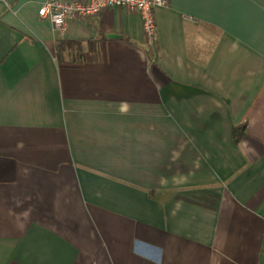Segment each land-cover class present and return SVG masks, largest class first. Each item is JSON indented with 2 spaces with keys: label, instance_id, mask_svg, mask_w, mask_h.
<instances>
[{
  "label": "crops",
  "instance_id": "obj_1",
  "mask_svg": "<svg viewBox=\"0 0 264 264\" xmlns=\"http://www.w3.org/2000/svg\"><path fill=\"white\" fill-rule=\"evenodd\" d=\"M43 1L0 0V264H264V0H166L152 42Z\"/></svg>",
  "mask_w": 264,
  "mask_h": 264
},
{
  "label": "built area",
  "instance_id": "obj_2",
  "mask_svg": "<svg viewBox=\"0 0 264 264\" xmlns=\"http://www.w3.org/2000/svg\"><path fill=\"white\" fill-rule=\"evenodd\" d=\"M166 0H44L38 14L50 20L53 27L64 31L72 17L81 18L98 15L100 11L112 5L133 9L140 13L145 33L149 41L156 35L155 7Z\"/></svg>",
  "mask_w": 264,
  "mask_h": 264
},
{
  "label": "trees",
  "instance_id": "obj_3",
  "mask_svg": "<svg viewBox=\"0 0 264 264\" xmlns=\"http://www.w3.org/2000/svg\"><path fill=\"white\" fill-rule=\"evenodd\" d=\"M236 136H237V138H239L240 137V133H238V130L236 131Z\"/></svg>",
  "mask_w": 264,
  "mask_h": 264
},
{
  "label": "water",
  "instance_id": "obj_4",
  "mask_svg": "<svg viewBox=\"0 0 264 264\" xmlns=\"http://www.w3.org/2000/svg\"><path fill=\"white\" fill-rule=\"evenodd\" d=\"M112 35H116V34H112Z\"/></svg>",
  "mask_w": 264,
  "mask_h": 264
}]
</instances>
